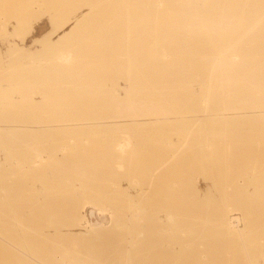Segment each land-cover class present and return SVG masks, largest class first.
Segmentation results:
<instances>
[{
	"label": "bare ground",
	"instance_id": "obj_1",
	"mask_svg": "<svg viewBox=\"0 0 264 264\" xmlns=\"http://www.w3.org/2000/svg\"><path fill=\"white\" fill-rule=\"evenodd\" d=\"M18 1L21 0H15V2L0 0V29L2 31L9 27L8 23L14 20L15 34L21 45L35 32L32 20L35 21L36 18L37 21L39 20L38 17H30L31 13H35V11L28 12L33 8L29 5L31 8L28 10V7H25L28 3L24 7L23 4L21 6L23 8L20 7L21 10H17V6H14L18 4ZM42 1L43 5L36 0L42 5L36 13L39 17V12L49 14V25L54 33H60L71 28L65 35L79 38V40L67 42L65 45L61 42L58 46L60 49L58 48L59 50L53 53L54 56H57L56 54L61 51L65 53V51L69 52L79 47L88 48V44L94 39L99 41L100 38H108V41L110 40L109 44L108 41L106 44L100 40L102 42L99 41V45L96 46L98 48L102 44L108 45L106 48L103 46L104 54L103 51L100 52L103 56L96 59L102 67V73L101 71L99 73L106 80H104L105 84L102 85L104 89L101 88L103 89L101 92L105 93L104 99L111 98L120 101L123 97L126 99L125 103H128L127 100L129 102L133 100L136 102L139 99L150 102L156 100V104L159 102L161 106L158 105L157 107L160 109L156 108L155 111L160 112V114L158 112L157 114L156 112L153 113L154 106H156L154 102L150 105L153 106L154 104L153 109H149L152 110V113L146 112L149 116H160L165 110H173L176 112L175 115L181 116V107H193L196 105L193 104L197 102L210 103L212 107H215V98L219 102L218 96L223 93L228 95L230 92L227 90H229L234 97L244 99L241 100L242 102L239 99L240 105H244V101L247 99H249L248 104L249 101H253L254 104L250 102L251 107L250 104L246 106L248 105L246 103L247 108H238L239 106L236 104L238 100H236L233 106L225 105V103H221L222 99L226 98V95L223 94L220 104H216V106L222 104L225 106L224 109L213 110L212 112L225 111L232 113V115L247 116L248 120L244 121L246 123L243 121L240 123L245 124L246 129L248 127V129L254 128L256 131L258 128V130H264V0H52L55 5L52 4L53 9L51 11H49L50 8L48 9L46 2ZM12 2L13 4H9ZM32 2L30 3L29 0V4L34 3L33 5H35L36 2ZM30 18L32 19L30 20ZM88 37L95 38H91L92 40L89 41ZM97 37L100 38L97 39ZM111 40L112 43H110ZM86 42L89 43L86 44ZM113 42L115 43L114 51L109 52L111 49L108 47L112 48ZM15 47H17L16 44ZM51 49L52 45L46 48V50ZM89 60L91 64V59ZM29 64L35 65L36 63L30 62ZM84 94H79V100L87 99L90 102L89 96ZM90 97L93 96L90 95ZM227 99L229 98L227 97ZM20 100L23 104H30L33 102V97L24 96ZM84 102L87 104L86 101ZM243 102L244 104H242ZM235 104L237 107H234ZM130 112L133 113V110ZM193 113L195 112L185 113L188 116L184 115V118L181 119V124H183L186 132L175 133L174 136L158 133L157 137L161 136L160 138L154 136V142L157 146H161L172 156L178 155L180 157L181 148L186 152L189 151L188 155L193 154L194 156L196 152L197 156L201 143L204 145L205 141L201 150H206L207 148L211 149L214 142H212L213 140L210 141L208 132L202 135L200 131L196 130L212 129L216 128L217 125L220 127L227 126L228 130H234L237 128L236 126H239V123H235L232 118L231 121L233 122L229 121L228 118L230 117L226 116L228 114L223 115L222 118L227 117L229 122L227 119H225L227 122H222L221 119L215 125L213 119L199 120ZM120 114L116 118L125 119L129 117L126 115V117L123 115L121 117ZM76 117L77 119L73 117L65 123L63 121L55 122L51 119L41 121L11 116L6 121L8 131H10L9 128L20 131H11L13 132L11 134L7 131L8 134L6 132L5 135L8 136L4 138L9 141L1 139L5 141L3 144H10L9 148H11L15 144L27 143L32 139L42 140L44 135L46 138V134L32 132L34 126H39L43 130L58 128L59 131L62 130L63 132H71L70 129L73 128L72 132H74L79 127L80 129L92 127V130L99 127L101 131L103 129L109 133L112 129L110 125L116 124V122L95 123L87 118L85 120V117L81 118L80 116L81 119H78L79 116ZM248 117L252 118L249 120ZM237 120L241 122V119ZM128 122H135V120ZM170 123V119L167 117L154 120V124L160 127ZM136 126H138L137 128L140 127L139 124ZM219 126L216 129L218 131L222 129H219ZM126 127L129 126L126 125ZM224 128L222 131L227 130ZM58 129L55 130L58 131ZM98 130L100 131V129L97 128V133ZM242 130L244 131V129ZM80 132L84 131L81 130ZM85 132L87 133V131ZM115 132L112 133L111 137L92 138V141L99 142L102 146H105L103 143H106L107 146L110 144V149L118 152L121 158L118 154V157L116 154L115 157L112 155L109 157L107 156L108 151H105V157L101 156L100 159L105 162L112 161V164L122 166L127 160L134 158L136 152L134 148L130 147L132 137L130 139L126 137L128 132L124 131L127 134H124V137L123 132L121 135L115 134ZM221 132L218 133L221 135ZM63 139L62 136L58 135V137L53 138V141L60 142ZM221 140L227 143L233 139L226 136ZM205 146L207 148H204ZM106 147L104 148L110 150ZM65 155L64 150L59 151L57 149L53 153L50 147L41 148L34 150L30 155L27 153L24 163L7 155L5 166L7 169L25 170L36 167L44 161H51L53 157L56 159L65 157ZM203 155L204 153H201V158ZM106 156L110 159H106ZM167 156L165 157L167 158ZM116 157L117 159H115ZM194 158L192 157V159ZM117 160L120 162H116ZM197 160L200 162L202 159ZM128 162L124 165V170L128 168L125 169L127 164L130 167L135 163L129 164ZM196 163L198 164V162ZM127 174L129 173L127 172ZM131 175L132 173L130 177ZM194 188L197 190L196 187ZM129 198L120 200L119 207L110 215L111 223L107 227L101 224L93 225L89 222L83 227V222L87 221L84 215L85 209H83L80 213H69L64 221L65 226L56 224L48 226L52 231L51 235L38 229V223L35 221L38 217L28 216L25 218L21 216V213L0 214V253L3 252L7 255L0 260V264H53L54 261H56L54 264L67 263L68 261L76 264L79 260L84 261L83 264H100L102 259L107 260L103 250L108 249L107 245H101L113 235L119 236L121 239L122 236L129 238L124 247H126L127 255L129 253L132 255L137 244L145 242L143 240L155 238L153 229L158 228L159 223L162 227L160 226L161 229L159 227L158 230L167 232L169 237L155 255V257L161 256L166 261L164 263L264 264V196L230 197L189 194L184 197L175 195L165 197L160 201L157 199L145 201L144 195L130 196ZM104 212L100 210L99 214H108ZM236 215L238 216L235 218ZM24 218L31 222L24 223L22 221ZM233 221H241L244 225L243 229L235 230ZM17 232L27 234L25 244V239L22 242L18 240ZM54 244L57 246L55 247V257L52 254Z\"/></svg>",
	"mask_w": 264,
	"mask_h": 264
},
{
	"label": "rangeland",
	"instance_id": "obj_2",
	"mask_svg": "<svg viewBox=\"0 0 264 264\" xmlns=\"http://www.w3.org/2000/svg\"><path fill=\"white\" fill-rule=\"evenodd\" d=\"M12 1L15 2V0ZM32 1L33 0H30V3ZM34 1L36 2V0ZM37 1H40V4L42 3L43 5L42 0ZM44 1L48 9L50 8L49 11H51L53 9L51 6L54 4L52 0ZM9 2H11V0H9ZM13 2L9 4H13ZM25 4L27 6H25ZM33 4H29V0H21L14 6H17V10H21L24 6L28 7L29 10L31 8L29 5H31L34 10H32V8L28 12L35 11V13H31L32 15L29 13L30 17H38L39 20L37 21V18L35 20L36 22L34 19L32 20L34 22L35 32L27 38L25 43L21 45L19 43V38L15 34L14 20L8 23L9 27L4 28L6 30L3 29L4 31H1L0 29V142L2 141L1 138L6 139L8 136L5 135L8 131L6 121L7 118L11 116L41 121L51 119L55 122L63 121L65 123L73 119V117L77 119L76 116H79L78 119L85 117V120L87 118L95 123L116 122V124L110 125L112 129L109 133L108 131H103V129L101 131L99 127H94L96 129H94L95 131L92 130L93 128L91 127L92 129H90L93 133L89 131V128H86L88 129L86 130L85 127H82V129L79 127V129H75V131L78 129L75 133V131L72 132L74 128L70 129L71 132H67L66 130H64L66 132H63L62 130L59 131L58 128L43 130L39 126H34L32 132L43 135L46 134V138L44 135L42 140L32 139L27 141V143L15 144L11 148H9L10 144H3L5 142L3 140L1 142L2 144L0 143L1 215L5 213H21V216L25 218L28 216L38 217L35 219L38 223V229L42 230L41 232L51 235L52 231L48 226L51 224L65 226L64 221L69 213H80L83 209H85L84 215L87 220L83 222V227L86 226L87 222L93 225L101 224L107 227L111 223L110 215L119 207L120 200H125L130 196L137 197L144 195L146 197L144 199L145 201L151 199L160 201L165 197L167 198L174 195L184 197L189 194L230 197L264 196V130H258V128L256 131L254 128H249L250 131H252L250 132L248 127L247 130L245 124H240L242 121L246 123L244 121L248 120L247 116L232 115V113L225 111H219L217 113L212 112L213 110H223L225 106H222V104L224 103L225 105L229 104L233 106L236 100L239 101L240 99L241 101L244 99L234 97L232 92L227 90V92H230L228 95H226L227 93H223L226 95V98L222 99L221 97L224 96L222 94L223 96H218L219 102L217 98H215L216 100L214 99V103L216 104H220V100L222 99L223 102L221 101L222 104L217 105L218 107L216 104L215 107H212L210 103L204 104L197 102L193 104H196L193 107H181V116L175 115L174 113L176 112L173 110H165L166 112L160 110L162 115L149 116V111L152 113V110L149 109H151L154 104L153 106L150 105L154 102L156 104V100L150 102L145 99H136V102L135 100L130 102L127 100L128 103H125L126 99H123V97L120 101L111 98L104 99L105 93H102L104 89L102 85L105 84L106 80L103 76L101 77L102 67L97 63L98 60L96 59H99V56H103L102 53L104 54L105 50L103 49V44L100 47L98 46L99 49L96 46L100 40L107 44L108 38H103L106 40L105 41L97 37V39L100 38L99 41H97L96 39L92 40L95 37H88L89 41L91 38L92 42L94 41L93 43L90 42L91 45L89 42H86V44L89 43L88 48L79 47L69 52L65 51V53L61 51L60 53L58 52L60 55L56 54L57 56H54L55 54L53 55V53L60 49L58 46L61 42L65 45L67 42L79 40V38L65 35L71 28L60 33H54L49 25V14L39 12V17L36 12L40 10L42 5L38 2H36L35 5ZM22 5L23 7H21ZM36 5L37 7H35ZM32 18H30V20ZM102 41H100V43ZM110 43H112V40ZM15 44L17 47H15ZM106 44L104 48L108 46ZM114 44L113 42V47L110 44L112 48H108L111 50L109 51V49H106V51H114ZM49 45H52V49L46 50ZM101 51L103 52L100 53ZM89 59H91V64ZM93 59L96 62L93 61V63ZM30 62L36 64H29ZM99 71H101V73H99ZM97 86L98 88H96ZM86 89L87 91L90 90V93L87 92ZM80 92L85 93L87 97L89 96L88 99L90 102L87 99L84 100L87 104L89 102L88 105L84 101H81L83 99L79 100L78 97L79 94H81ZM90 95L93 97H90ZM24 96H32L33 102L30 104H23L20 99ZM227 97L229 99H227ZM248 100L249 99L244 101L245 104L244 102L242 103L244 105H240L242 101H237L236 104L239 106L238 108H247L246 106H249L250 102H253L249 101L248 104ZM121 103L123 104L121 105ZM246 103L248 105H246ZM159 104L160 103L157 102L156 106H154L155 109L152 108L154 114L156 108L160 109L157 107ZM251 104H254V102ZM237 105L234 107H237ZM143 109L145 110L143 111ZM130 110H133V113L130 112ZM115 112L118 114L121 113V117L122 115H126L130 118H116L118 114ZM190 112H195L193 114L198 117L197 119L199 120L208 118L213 119L215 125H217L221 119L222 122H227L228 119L231 121L232 118L235 123H239V126H236L237 128H234V130H228L227 126H224V128L219 125L212 129L206 130V128H204L196 130L200 131L202 135L208 132L207 134H210V141L213 140L212 142H214L211 149L205 146L204 148H207V151L203 149L205 150L204 152H202L203 150L201 149L205 145V141L204 145L202 143L200 144L201 147L199 146L200 150L198 149L199 152L197 154L199 155L200 153L201 155V153H204L203 158H201L200 155V158L198 155L196 156L195 152L194 156L190 154L193 158H196L192 159V157L188 155L189 151L186 152L183 148H181L180 157L178 155L172 156L161 148V146H157L154 142V136L156 138L157 135L163 133L165 135L174 136L175 133L186 132L185 128L182 126L183 124H181V119L184 118V115L188 116L185 113L189 114ZM158 114H160V112H158ZM225 114H228L226 116L230 118H222ZM162 117H167L170 119L171 123L164 127L156 126L154 120ZM225 119H227V121H225ZM237 119H241V122ZM129 120H135L137 124H134L135 122H128ZM124 121L128 123L125 124ZM138 124L140 126L139 128L136 126ZM143 124L145 125L144 127L142 126ZM126 125L129 127H126ZM218 126L219 129L224 128L227 130L222 131V129H220L218 131L216 130ZM97 128L100 129L98 133ZM55 129H58V131ZM242 129H244V131ZM9 130L8 132L10 134L13 133L11 131H20L19 129L11 130L10 128ZM81 130L84 132H80ZM203 130H205V132H202ZM85 131H87V133ZM124 131L126 133L128 132L129 136L124 133ZM114 132L119 135L123 132V137L124 134H126V137L129 139L132 137V139H130V147L134 148L137 155L134 154V158L126 162L129 161V164L135 162L134 164L136 165H130V167H132L130 168L127 164L125 169L128 167V171L127 169L124 170L126 162H123L124 164H122V166H118L112 164V161L105 162L100 159L101 156L105 157V151H108V155L106 152L107 156L112 155L115 157L114 155L118 154V152L110 149V144L107 146L106 143H103L105 146H102L101 143L92 141V138L111 137ZM218 132H221V135ZM52 135L53 137H51ZM58 135L62 136L64 139L60 142L53 141V138L58 137ZM5 136L6 138H4ZM226 136H230V139L233 140L227 143L222 142L221 139ZM158 137L160 138L161 136ZM17 139L18 138H16V140ZM48 147L51 148L53 153H55L57 149H59V151L64 150L66 153L65 157L56 159L53 157L51 161H44L36 167L26 168L25 170L7 169L5 166L7 155L24 163L27 158V153L30 155L34 150H40L41 148L46 149ZM104 147L109 148L111 151ZM166 155H168L167 158L165 157ZM107 156L106 159H110ZM117 157L115 159H117ZM119 157L121 158V155ZM134 159L135 161L133 162ZM197 159H202L200 160L201 164ZM116 162H120V160ZM196 162H198L199 165ZM127 172L129 174H127ZM130 172L132 173L131 177ZM133 172L136 173L134 174ZM189 182H192V185ZM193 185H195L194 187H196L197 190L191 187ZM192 190L193 193H191ZM194 192L199 193L196 194ZM100 210L108 214L100 215ZM237 216L238 215H236L235 218ZM25 218L22 219L24 223L31 222L25 220ZM160 226L162 227L159 223L158 228ZM233 227L238 231L242 230L244 225L241 221H233ZM158 228L156 227L153 229V231H155V233H153L155 234V238L143 240L145 242L137 244L132 251V255H130V253L127 255L125 250L126 247H124L129 238L122 236L121 239V237L113 235L112 238L101 245H107L108 249L106 248L103 250L107 260L105 258L102 259L100 264H167L164 263L166 261H164L161 256V258L159 256L155 257L161 245L169 239L167 232L165 233L162 230L160 232ZM16 234L18 240L21 242L25 239V244L26 238L28 237L27 234H20L18 232ZM54 245L52 246V254L55 257V247L57 246ZM2 253L3 252L0 253V260L7 256L6 253ZM160 259L161 261H159ZM71 261L74 262V260ZM85 261L87 262V260ZM83 263L84 261L80 260L76 262V264ZM62 264L73 263H69L68 261Z\"/></svg>",
	"mask_w": 264,
	"mask_h": 264
}]
</instances>
